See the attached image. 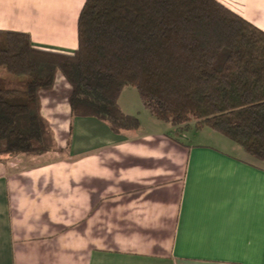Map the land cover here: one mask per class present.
I'll return each instance as SVG.
<instances>
[{
	"label": "crops",
	"instance_id": "obj_1",
	"mask_svg": "<svg viewBox=\"0 0 264 264\" xmlns=\"http://www.w3.org/2000/svg\"><path fill=\"white\" fill-rule=\"evenodd\" d=\"M218 1L264 30V0ZM83 2L0 0V30L72 52ZM126 88L139 126L120 133L72 117L62 75L38 92L56 148L0 156V264H264V162L151 118Z\"/></svg>",
	"mask_w": 264,
	"mask_h": 264
},
{
	"label": "trees",
	"instance_id": "obj_2",
	"mask_svg": "<svg viewBox=\"0 0 264 264\" xmlns=\"http://www.w3.org/2000/svg\"><path fill=\"white\" fill-rule=\"evenodd\" d=\"M76 33L63 52L0 30V156L56 148L38 92L60 74L72 117L134 130L118 96L135 87L158 120L211 128L264 162V30L218 0H84Z\"/></svg>",
	"mask_w": 264,
	"mask_h": 264
},
{
	"label": "rangeland",
	"instance_id": "obj_3",
	"mask_svg": "<svg viewBox=\"0 0 264 264\" xmlns=\"http://www.w3.org/2000/svg\"><path fill=\"white\" fill-rule=\"evenodd\" d=\"M1 74H4V76H5V72L3 71V72H1L0 73V76L2 77V75ZM16 81V80H15ZM124 92H129V93H133V97L135 98V102L139 105V106H141V102H140V99H139V97H138V93H137V91H136V88L135 87H127L126 89H125V91ZM125 94H127V93H125ZM124 98V97H123ZM122 98V103H123V105H125L124 104V100L125 99H123ZM130 101L129 100H127V103H129ZM145 114H147L149 117H151L152 115H150V113L146 110L145 111ZM146 115V116H147ZM151 118H155V117H151ZM157 119V118H156ZM190 125H193V123H189L188 125H185V126H183V127H180V128H183V129H186L188 126H190ZM179 127L177 128V129H180ZM191 130H192V127L188 130V132L187 133H189V132H191ZM249 157L250 158H252L253 160H255L253 157H251L250 155H249ZM256 161V160H255Z\"/></svg>",
	"mask_w": 264,
	"mask_h": 264
}]
</instances>
